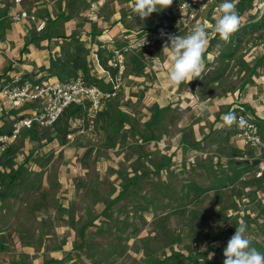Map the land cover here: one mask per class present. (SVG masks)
<instances>
[{"label": "rangeland", "instance_id": "374dc122", "mask_svg": "<svg viewBox=\"0 0 264 264\" xmlns=\"http://www.w3.org/2000/svg\"><path fill=\"white\" fill-rule=\"evenodd\" d=\"M179 1L173 0L169 7L143 20L133 11V0H104L94 12L91 7L97 2L82 0L81 14L63 16H58L54 0H44L46 5L36 10L35 1L27 2L32 14L49 17L43 36L47 39L63 34L67 22L82 23L81 34L75 30L73 41L54 42L60 53L49 55L48 68H38L34 57L27 55L39 46L41 34L30 22L20 24V31L26 33L22 52L28 59L30 79L53 77L50 71L55 61L63 65L74 55L92 56L91 64H97L100 76H105L107 72L98 64L109 69L111 48L88 50L81 37L87 33L88 23L96 33L100 32L98 24L110 25L113 17L120 16L133 36L142 35L163 24L168 26L172 22L170 8ZM215 2L219 5L222 0ZM236 9L239 29L227 42L216 34L208 47L222 58L214 61L221 72L217 74L222 84L217 93L229 89L230 96L242 93L255 62L256 77H264V0H236ZM5 13L0 16L3 35L5 29L18 31L10 19H2ZM217 13L203 10L199 17L216 19ZM121 38L124 42L116 46L125 43ZM164 42L156 45L158 53ZM92 77L106 85L97 75L87 79ZM261 78L258 82H263ZM249 86L252 90L256 85ZM207 88H211L209 84ZM178 103L152 117L156 109L151 106L115 102L107 109L104 106L93 128L80 122L82 115L68 113L54 126L25 130L0 160V264H223V250L242 220L238 214L257 215L264 209V180L256 181L255 173L249 172L248 205L240 199L229 202V194L243 193L242 179L237 189L222 187L238 177L235 169L239 161L229 154L233 144L212 136L195 148L189 143L184 153L178 152L176 137L163 139L167 127L179 129L177 121L185 111ZM152 133L158 136L151 139ZM170 143L175 155L170 154ZM195 150L207 157H197ZM247 151L257 167L261 156ZM226 176L228 180L218 183ZM63 201L68 206L66 214ZM253 218L256 216L248 220L246 234L252 238V246L264 253V211Z\"/></svg>", "mask_w": 264, "mask_h": 264}, {"label": "crops", "instance_id": "0c3cea01", "mask_svg": "<svg viewBox=\"0 0 264 264\" xmlns=\"http://www.w3.org/2000/svg\"><path fill=\"white\" fill-rule=\"evenodd\" d=\"M54 1L56 2V0ZM90 1L92 3L97 0H89V2ZM103 1L104 0L101 1L102 4ZM27 2L30 3L31 0H25L22 6L17 7H12L8 2L4 3L0 8V16L2 11H6L7 13L10 9L16 11L27 10L30 12L31 9L26 8V6L29 5V3L27 4ZM43 2L44 0L37 1V5H35L36 7L34 8V10L39 8L41 5H46ZM213 3L214 0H212L208 8L205 10H211V12L213 11V13L217 11L218 5H216V2L214 4ZM48 4L52 5V3ZM175 5L176 3L173 4L170 8L171 14L169 16H171L172 22H170L168 26H165L163 24L156 30L163 27L164 29H171L176 26L177 21L175 18ZM5 14L4 16H2V19L6 18ZM212 17H206L204 19H201V17H199L194 26L198 23H203L206 27L208 25H213L215 22V17ZM37 18L38 20L36 22H31L29 20L22 21H27L34 24L37 30V26L39 25L41 20L47 19V25L45 29L42 31L37 30L41 34V36L37 37L39 39V46L35 45L27 55L34 57V63L37 64L38 68H41V66H45V68H48L50 66L48 61L49 55H56L57 53H60V47L54 45V42L59 41L60 43H62L64 40L73 41V39L70 38L75 37L73 34L75 30H80V33H78L81 34L82 28L80 26H82V23H76L75 21V25H73V21L67 22L64 24V27L62 29L61 33L63 34L53 36L56 39H47L43 36L49 27V17L40 18L37 16ZM113 19L114 20H112V23L110 25H106L104 22L102 23V26L101 24H98V29H100V32L96 33L89 29L92 24L90 22L88 23V25L90 24V26H86L85 28L87 33H83L81 37L83 38L82 40L85 41V44L87 45L89 51L96 50V47L97 49H99V47H108L111 48L112 51L115 47H117L115 45L117 42H124L121 37L125 39V43H127L132 37H134L131 34L133 31L122 25L121 21L119 20L120 16H115V18L113 17ZM22 22L14 23L11 21L12 26H16L18 31L15 32L14 28L8 30L5 29L3 35L1 31L0 17V39L5 40L7 43L6 48L0 51V104H2L3 107V110H0V135L12 132L11 130L15 120H17L22 115L30 113L31 110L36 108V104L29 103L21 109H15L14 107H12V105L7 103L3 99L1 95L2 88H4L21 72L24 74V79L30 81L59 80L57 77L40 78L39 80L30 79L31 77L27 72L30 66H28V64L26 63L28 59L26 60L24 58L25 54L22 52V47L25 46L26 38V33L24 32V30L23 32L20 31V24H22ZM190 31H188L187 33H189ZM208 35V43L205 46L203 54L204 69L200 76L201 79L197 77L188 83H181L176 87L170 86L166 80V71L169 61L167 60L166 54L162 53V48L159 49L161 50L160 53L157 52V46L161 45L157 44L163 42L159 41L151 47L147 48V50L143 49L136 51L133 54H129L126 63L127 70L125 71L123 84L117 97L118 99L116 98L115 100L110 102V105L108 106L110 107L111 104L115 102H127V104L129 105L136 106L145 104L146 106H151L152 108L156 109V112L152 113V117H154V115L159 112L163 113L164 108L170 110L171 108H173V106L179 104L178 102H181V110L182 112H185H183V116L178 118V131H173L174 129H171V127H167L164 131V138H162L164 139V141H167L170 138L173 139L176 137L178 139V143L175 149L178 148V152L185 150V148H189V143L194 144L193 148H195V145L202 144V141L207 140L208 138H212V136H215L216 138L222 137L226 139L227 142L232 143L233 145H231L229 148V154L230 156H233V158H235L237 161H239V165L237 167L238 169H235L237 171L236 174L238 177L235 180L229 179V183L224 184L223 181L228 180L227 176L220 178L217 181L218 183H222L224 185L222 187L228 186L229 190H233L235 188L237 189L238 181L242 179L240 189L243 193L240 196H232L229 194V202L235 203L236 200L240 199L243 205L246 207V205H248V200L250 199V192H248V189L251 185H249V177H247L249 172L255 173L256 177L254 179L256 181L260 179L264 180V145L259 148H250L245 146L242 138L240 137V125L233 124V130L229 129V127L227 126L226 128H224L222 117L224 114L230 111H235L237 116L241 113L247 114L260 126L264 141V77L261 78L260 74L259 77L254 78L256 84L260 86V88H257L256 85L251 90V88H249L250 86L246 85L245 92L243 91L240 95H238V92H236V94L230 96L229 89H226L224 93L222 91L221 94L217 93L216 89L221 90L220 86L222 85L220 79L217 77V74L221 72L217 68V62L214 61L216 59H218V61H221L222 58L217 54L212 53L211 50H208L211 39L216 36L214 30L210 27L208 28ZM92 55L96 56V53L93 52ZM85 58L87 59L88 65H91L92 68H89L88 76L97 75V78H103L106 86L109 85L107 74L105 76H100L101 71L97 68V64H91V58L93 59V57L85 56ZM209 64L211 66H208V71H206L205 67ZM98 67L102 69L104 73H108L109 71H111L110 65L109 69L107 70L103 69L99 64ZM142 68H144L143 70L145 72H143ZM209 70L212 71L211 74ZM204 71H206V74L204 73ZM203 73L205 74V76ZM81 74L84 73L82 72ZM79 77L84 79L83 76L79 75ZM259 78L263 79V82L262 80L258 82ZM195 80H198V82H196ZM208 84L211 87L210 89L207 88ZM213 89L216 90V93H210V91ZM104 106H106L107 109V104ZM101 111L103 112V110ZM157 136L155 135V133H152L151 139H154ZM235 141H237L236 144ZM173 146L174 145L170 143L168 149L172 150L170 154L175 155L176 150L172 149ZM246 149L251 150L253 153H258V155L261 156L259 165L257 167L255 166V163L250 161L251 157ZM182 152L184 153L185 151ZM194 152L197 154V157H200L203 160L205 159V157H207L205 156L206 154L201 150H195ZM169 158L172 159V155L169 156ZM214 163L215 161L211 163V166L214 165ZM235 166L236 164H234V167ZM258 173H261V176H258ZM262 211H264L263 208L258 211L257 215H253L250 212L243 211L242 213L238 214V217H242V220L247 219L248 216H251V218L256 216L257 218Z\"/></svg>", "mask_w": 264, "mask_h": 264}, {"label": "built area", "instance_id": "2783aa9c", "mask_svg": "<svg viewBox=\"0 0 264 264\" xmlns=\"http://www.w3.org/2000/svg\"><path fill=\"white\" fill-rule=\"evenodd\" d=\"M101 1L97 0V3L92 5V12L100 6ZM6 2L12 7H17L22 6L25 0H0V8ZM211 2L212 0H183L178 2L175 5L177 21L175 27L171 29H164L163 27L155 31H147L142 35L132 37L127 43L115 47L109 61V65L115 70V74L107 73L108 82L111 85L107 88L90 85L80 77L64 83L59 80L30 81L24 79L22 72L19 73L2 88L1 95L15 109H21L29 103L36 104V108L15 120L12 132L0 135V160L24 130L35 126L51 127L55 125L63 117L66 110L73 105L85 107L88 104L87 113L79 120L93 128L104 104L118 97L127 70L126 63L129 54L143 49L147 50L155 43L165 41L166 37L164 39L160 37L161 30L173 35H180L182 31L192 30L198 21L199 13L207 9ZM6 17L14 23H20L24 20L31 22L38 20L37 16L27 10L10 9ZM46 25L47 19L41 20L37 30H44ZM6 46V41L0 39V51ZM0 110H3L2 104H0ZM238 117H243L246 121V124L240 125V137L245 146L250 148L262 147L264 145L263 134L257 122L245 113L239 114ZM258 176H261V173H258Z\"/></svg>", "mask_w": 264, "mask_h": 264}, {"label": "clouds", "instance_id": "9594fccd", "mask_svg": "<svg viewBox=\"0 0 264 264\" xmlns=\"http://www.w3.org/2000/svg\"><path fill=\"white\" fill-rule=\"evenodd\" d=\"M172 2L173 0H133L132 7L136 16L143 20L152 13L169 7ZM217 11L218 16L213 25L206 27L205 24L198 23L186 35H173L161 30L160 37L162 39L166 37L162 53L166 54L169 61L166 80L170 86L176 87L201 76L209 27L218 34L220 40L225 42L239 29L240 18L236 9V0H222ZM222 121L227 127L233 124H246L245 119L238 117L235 111L224 114ZM246 233L247 225L241 220L223 250L225 257L223 264H264V253L252 246V238Z\"/></svg>", "mask_w": 264, "mask_h": 264}, {"label": "trees", "instance_id": "16d2710c", "mask_svg": "<svg viewBox=\"0 0 264 264\" xmlns=\"http://www.w3.org/2000/svg\"><path fill=\"white\" fill-rule=\"evenodd\" d=\"M34 1L37 2V1H40V0H34ZM80 1L81 0H56L55 5H56L57 10H58V16H63L65 14H67V13L81 14L82 10H81V5H80L81 3H80ZM181 1H183V0H181ZM181 1H179V2H181ZM6 14H5V16H6ZM73 38L74 37H71L70 39H73ZM112 53L113 52L111 51L109 60L112 58ZM67 59H68V61L67 62H64L63 65H61L59 62H56L55 61V63L52 66V70L50 71V73H51L50 76L57 77L59 79V81H62L64 83V82H68V81H71L73 79L79 78V72L82 71L84 73L83 74L84 80L88 84L101 86V85L97 84V81H96V79L94 77H92L90 79H87L88 70H89V68H91V65H88L87 59L85 57H82V56H79V55L78 56L77 55H74V56H71L69 58L67 57ZM256 68H257V62H255L254 63V66H252L250 68L251 69V72H250V74L248 76V80H246V82L244 83V85L241 87V89H242L241 91L242 92L243 91L245 92L246 85H254V86L257 85L256 82H255V79H254L256 77V74H257V73H255ZM110 70L111 71H109V73H111L112 75H114L115 74V70H113L111 67H110ZM109 86H111V85L109 84V85H107V86L105 85L103 87H106L107 88ZM257 88H260V86L257 85ZM115 99H112V100L106 102L104 105H106V104L107 105H110L109 103L112 102ZM88 107H89L88 104H86L85 107H82V106H74L73 105V106L69 107L66 110V112L64 113V115L70 113L73 116H75V115H78V116H81L82 115V116H84L87 113ZM101 114H102V111L99 112V114L97 116V119L101 116ZM35 127H33V128H35ZM33 128H31V129H33ZM12 146L5 153V155H7L10 152ZM64 203H65V201H63V205H62V211L63 212L66 211L67 208H68V206H66V204H64ZM64 213L66 214V212H64ZM260 215H262V212H261ZM250 218H251V216H248L247 219L243 220L246 223L247 226L249 225L248 220H251ZM253 219H256V218H253ZM217 227L220 228L221 227V224L218 223L217 224Z\"/></svg>", "mask_w": 264, "mask_h": 264}]
</instances>
